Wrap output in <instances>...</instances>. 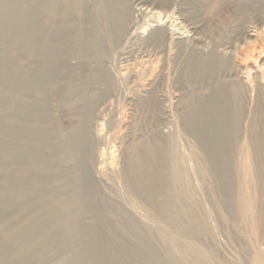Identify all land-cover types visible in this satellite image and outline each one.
<instances>
[{"label": "rangeland", "instance_id": "obj_1", "mask_svg": "<svg viewBox=\"0 0 264 264\" xmlns=\"http://www.w3.org/2000/svg\"><path fill=\"white\" fill-rule=\"evenodd\" d=\"M48 1L0 0V243L29 264H133L146 254L156 264H264L256 226L257 211L264 210V110L258 115L237 101L245 114L232 119L239 121L236 126H219L218 135L205 115L215 81L218 76L222 81L224 73L192 72L190 64L212 52L227 57L234 47L264 46L260 29L258 42L240 36L246 27L255 30L264 11L256 14L246 7L241 16L222 0H127L134 8L144 4L147 15L145 11L140 25L157 23L161 32L149 30L128 43L116 40V45L95 2L85 0L81 11L79 0H53L49 12ZM166 25L189 36L194 28L198 35L186 44L169 42L161 30ZM98 33L106 43L102 54L93 50ZM27 48H41L46 57H34ZM92 90H106L109 105L92 112L91 152L82 178L68 132L78 127V112L87 107L80 99ZM193 108L204 115L196 124L204 133L202 143L219 155L215 161L224 172L219 179L195 138L181 130V114L188 110L192 116ZM95 133L102 136L98 145ZM149 145L163 148L160 164L145 150ZM172 150L182 168L179 182L171 173ZM135 151L144 153L151 168L141 171L154 172V180L132 172ZM96 155L101 158L97 164ZM131 177L148 207L125 189ZM162 208H167L168 221L183 216V223L170 228L157 221L153 215ZM54 213L79 234L65 238ZM199 224L206 233L193 243L177 237L182 226ZM180 247L186 248V257Z\"/></svg>", "mask_w": 264, "mask_h": 264}, {"label": "bare ground", "instance_id": "obj_2", "mask_svg": "<svg viewBox=\"0 0 264 264\" xmlns=\"http://www.w3.org/2000/svg\"><path fill=\"white\" fill-rule=\"evenodd\" d=\"M31 1H34L35 3H40L39 2L40 0H31ZM222 1H224L226 3H230L234 7L236 14L241 15V16L244 13V11L246 10V7L249 8L251 10V12H256V14H259L260 12L264 11V10H262V9H264V0H222ZM52 2H54V1L50 0L46 3V8L49 12L54 11ZM84 2H85V0H79V2H77L79 5H81V8H80L81 11H82V6H84L83 5ZM90 2H95L97 8L99 7L101 15H102L103 23H104L103 25H105V27L110 31L112 38L113 37L115 38V42H116V40H118V42H121V43H128L129 41H131L133 39L142 38L149 30L156 31V33H158L160 36V32H161L160 31V25H158L157 23H155V24L154 23L153 24L148 23V26H146V27H143V25H140V22H142L141 21L142 16L144 15L145 11H146V15H147V10L143 6L144 4L141 5V3H139L137 5L138 7L136 8V6L134 5L135 6V8H134L132 6V4L129 3L127 0H94V1L90 0ZM257 6H259V7L257 8ZM97 8H95V9H97ZM256 8H257V10H255ZM94 13H96V11ZM245 13H247V12H245ZM153 14H156V13L154 12ZM256 14H254L255 17H256ZM95 15H97V14H95ZM260 15L258 16L259 17L258 20L256 17L257 25L255 26L256 27L255 30L254 29H247V27L243 30L241 29L242 30V32L240 34L241 38H244L247 41L253 39L254 42H258V38L260 36L259 29L261 30L260 32L264 33V19L260 20V18H261ZM252 16H253V14H252ZM173 17H174V15H173ZM92 18H93V14H92ZM97 19H99V18H97ZM235 19H237V18H235ZM242 19H244V18H242ZM245 20H246V18H245ZM253 20H255V19L253 18ZM184 21H186V20H184ZM143 22H144V20H143ZM164 22H166V21H164ZM93 24L94 23H92V25ZM244 24L242 23V26ZM255 24H256V22H255ZM94 25H96V24H94ZM249 25H251V24H249ZM93 26H92V29H93ZM98 27H97V29H99ZM237 29L239 30V28H237ZM161 30L163 31V34L165 35L163 37L165 40H167V41L170 40L169 42H175L177 44H181V43L186 44V42L193 40L194 39L193 37L198 35L197 29H194V28L191 29L192 30L190 32L191 37L189 36V34L185 35L186 33L185 34L184 33H175L167 25L165 27H163ZM176 31H177V29H176ZM94 32H92V33H94ZM96 32H98V31H96ZM178 32H179V28H178ZM198 33H199V31H198ZM237 33H239V32H237ZM103 36H104V34H103ZM95 37L96 38H93L95 40V43L92 40V42L95 44V47H93L94 52H96L97 54L98 53H101V54L105 53L104 50H105L106 43L105 44L103 43L105 41L102 40V36L99 35V33H98V34H96ZM260 37H262V36H260ZM244 39H243V41H244ZM260 39H262V38H260ZM262 40H261V42H262ZM238 41H240V40H238ZM247 41H246V43H247ZM251 42L253 43V41H251ZM191 43H192V41H191ZM115 44L117 45V42ZM261 44H263V43H261ZM168 46H169V44H168ZM220 46H221V44H220ZM222 46H223V44H222ZM224 46L222 47L223 50H224ZM227 46H228V44H227ZM231 46L232 45H230V47ZM86 49L87 48L85 46V51H87ZM26 51L28 54H30L34 57H42V58L46 57L45 52H42L41 48H27ZM209 52H211V51H209ZM84 53L86 54V52H84ZM198 53H200V52H198ZM221 53H222V51H221ZM206 54H208V53H206ZM226 54L228 55L227 57H224V56L220 57V56H218V54H215L212 52L211 54L206 55L205 57L199 56L197 58H192L190 61L192 72L193 71L199 72V71H203V70H205L206 72L208 71L209 74L213 72L212 74H210V76L211 75L214 76L213 74L217 71L220 73L221 72L224 73L222 81H219L220 76H218V77L215 76V78L217 77V80L215 81L214 87L211 90V96H210L211 102L207 106V111L205 110L206 111V115H205L206 118L207 119L209 118V120L211 121V124H212L211 128L213 127L212 129H214L218 135L220 133L219 126L222 127V125H223V126L227 127V124H228V126H232V125L236 126L237 123H239V121H237V123H235V122L231 123L232 119L235 117V118H237V120H239L241 118V116L245 114V113L242 114V111L240 110L239 106H237V104H236L237 101H240L241 103L246 102V104H248L250 107H253L255 109L256 113L258 110V113H259L258 115H260V109H261V113H262V110H264V60H263V62L261 61V59L264 58V46H261V48H238V47H234V48H231L229 51H227ZM202 55H203V53H202ZM223 55H225V53H223ZM87 56H89V55H87ZM222 58H224V59H222ZM250 62H251V65H248ZM246 63H248V64H246ZM220 73H216V74L219 75ZM205 78H207V77H205ZM88 79H89V77H88ZM88 82H89V80H88ZM36 87L39 88L40 86L37 85V83H36ZM84 89H85V91L89 90V89L86 90L85 87H84ZM74 92H75V90H74ZM108 97H109L108 92L106 90L96 91V92L92 90L91 93H89L85 96L83 95L80 100H82L83 102L86 103V105H87L86 111L83 112L82 114H80V112H78L79 113L78 114L79 115V123H78L79 125L74 130H72V131L69 130L70 132H68L69 133L68 139H70L75 144V147H76V151L78 154V160L76 163H78L79 170H81V172H82L81 173L82 178H83L84 174H86V173H84V167L86 165L85 164L86 160L90 156V152H91L90 142L92 143V141H91V137H90L91 133H90V128H89V125H90L89 123L92 120L91 118L93 117L92 112L94 109L98 110V107H100V108L103 107L101 110L105 111L109 105V102L107 104ZM64 100H62V101H64ZM99 100H103V101H101V103H102L101 105H103V106L98 105ZM71 103H73V102H71ZM72 105L73 104H71L70 106H72ZM75 105H73L72 107L74 108ZM77 105H79V104H77ZM80 105H81V103H80ZM194 108L191 111H194ZM79 110H80V108H79ZM99 111H100V109H99ZM99 111H97V112H99ZM187 111H185V112H187ZM100 112H102V111H100ZM185 112L182 113L180 116L181 130L195 138V141H196L198 147L201 149L202 154L204 155L205 160L208 163V166L210 168V172L217 179H219L221 176H224V172H222V169L220 168V166L218 167L217 162L215 161L217 153H210L208 151V149L204 146V144L201 141V138H204V133L196 127L197 126L196 124H198L197 121H199V119H202V116H204V115L196 112V113H198V116H199V117L198 116L196 117L195 111L192 112V116L189 115L188 113H185ZM94 114H96V113H94ZM93 119H95V118H93ZM98 119L99 118L97 117V120ZM101 122H102V120H101ZM121 125H122V122H121ZM100 126H101V123H100ZM97 128H100V127H97ZM256 134H259V136L261 138L262 135H261V129L260 128H259V130L256 129ZM101 138H102V136H101ZM101 138H100L99 134L95 133V138H93V140L95 141L94 143L95 144L97 143V145H98L102 141ZM261 140H260V143L262 144ZM258 146H259V148H262L261 145H258ZM145 148H146L145 149L146 151H149L150 153L153 154V156L158 160L157 162L160 164L162 158H164L163 148L161 149L160 145L159 146L149 145V146H146ZM97 150H98V148H97ZM97 155H96V157H94V163H96V164L99 162V160L101 158H103V156L101 157L100 154H99V156L101 158H99ZM170 155H171V158L173 160V162H172V168L173 169L171 172L172 177L174 178L175 181L179 182V181H181V170H182L181 165L179 163V157H178L177 152L174 150L171 151ZM218 156H217V158H218ZM132 158H133V160H131V161H132V165H133V167H132L133 173L143 172L144 175L147 174L146 175L147 179H149V180L155 179L156 174L154 172L151 173V172H145L144 171L146 169H150L151 167L148 164L149 162L146 161L145 155L143 152L135 151L133 153ZM102 160H104V159H102ZM261 161H262V155H261ZM100 162H101V160H100ZM142 169H144V170L141 171ZM260 169L261 168L258 164V166H257L258 172H260ZM157 173L160 176V171L159 172L157 171ZM132 179H133V177H131L130 179H128L127 182H125V189L127 187V191L132 193L133 197L136 199V202L139 205H141L143 208L148 207L150 203L149 202L147 203L140 195H137V193H139L138 187H137V185H135L133 183L134 180H132ZM157 187H158V189H160V184H157ZM74 203L75 202H73V201L67 202V204H69L70 206H73ZM156 203H160V200L157 201ZM163 205H164V203H163ZM153 216L155 217V219H157V221H162L164 223H167L170 228H174L175 225L177 226L178 224L180 225L183 223V216H179L176 219L174 218V219H171L168 221L167 220V218H168L167 208H162V210H160V212L158 211L157 213H154ZM52 218L54 221L60 222V224L63 226V228H64L63 236L65 238H73L79 234L78 231L75 229V227L68 220H66L63 215H61L59 213H54ZM155 219H153V221H155ZM141 221H142V223L147 224L149 227H152V225H154V222L152 223V222L142 220V219H141ZM157 221H155L156 222L155 226H157V228H158V225L160 223H158ZM256 226H257V230L259 232L258 234L261 235L259 243H260V245H264V210L262 209V207L257 211ZM205 233H206L205 227L201 226V224H199V225L189 226V227L188 226H182L176 235L181 240L182 239L189 240L191 243H193V241L197 240L200 235H203ZM142 245L144 246L143 247L144 251L146 253L150 254V252H149L150 249H148L144 245V242H142ZM188 246L192 247L190 245H188ZM180 248H181L180 252H181L182 256L186 257L188 255L186 248L185 249H183L182 247H180ZM1 249H5L7 252L4 254L0 253V264H29V262H30L27 258L21 257L19 254H17V252L14 250V248L7 245V244L0 243V251H2ZM114 257L115 256H113V258ZM96 264H115V260H112V261L107 262V263L106 262L103 263L100 261L98 263L96 262ZM133 264H156V263H154L152 258L148 254H146L145 256L141 257L140 259L134 260ZM160 264H164V263H160Z\"/></svg>", "mask_w": 264, "mask_h": 264}]
</instances>
